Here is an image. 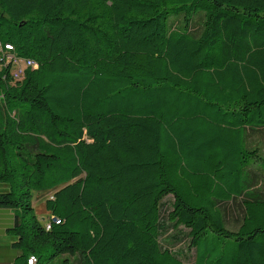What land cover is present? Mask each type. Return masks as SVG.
<instances>
[{"label":"trees","instance_id":"16d2710c","mask_svg":"<svg viewBox=\"0 0 264 264\" xmlns=\"http://www.w3.org/2000/svg\"><path fill=\"white\" fill-rule=\"evenodd\" d=\"M0 94L13 264H264V0H0Z\"/></svg>","mask_w":264,"mask_h":264},{"label":"rangeland","instance_id":"374dc122","mask_svg":"<svg viewBox=\"0 0 264 264\" xmlns=\"http://www.w3.org/2000/svg\"><path fill=\"white\" fill-rule=\"evenodd\" d=\"M259 141L262 144V146L264 147V135L259 136ZM262 176L260 177V179L262 180L260 182L261 185L264 184V174H262V172L260 173ZM50 195L49 191H35L33 194V198H32V206L34 208V213L40 218L41 221H45L46 218L48 219L49 217V213L46 209L45 206V200L46 197ZM169 209V205L166 204L163 207V211H162V217H166V213ZM241 209V210H240ZM242 214V207L241 206H236L234 207V209L230 210V212H228V217L230 219V223H232V218L234 219H238ZM2 238V237H0ZM166 240V242L172 243V246L174 251H176V253L180 256V259L186 263V264H192L194 261V252L192 248L188 247V240L186 238H182L181 236L176 234V231H174L173 229H168L164 235H163V244L166 245L167 243L164 241Z\"/></svg>","mask_w":264,"mask_h":264},{"label":"crops","instance_id":"0c3cea01","mask_svg":"<svg viewBox=\"0 0 264 264\" xmlns=\"http://www.w3.org/2000/svg\"><path fill=\"white\" fill-rule=\"evenodd\" d=\"M0 94V101L1 99ZM2 118L0 112V120ZM5 186L0 184V190H3ZM14 215L10 209L0 208V264H13L15 256L19 251H14L10 248L11 238L6 233L7 229L13 225Z\"/></svg>","mask_w":264,"mask_h":264},{"label":"built area","instance_id":"2783aa9c","mask_svg":"<svg viewBox=\"0 0 264 264\" xmlns=\"http://www.w3.org/2000/svg\"><path fill=\"white\" fill-rule=\"evenodd\" d=\"M24 64H26V65H33L34 63H33L32 60L28 59V60H25ZM18 71H19V70H18ZM18 71H17V72H18ZM19 72H20V71H19ZM15 75L17 76V73H16ZM36 261H37V258H36L35 255H30V256L28 257V259H27V263H28V264H34V263H36Z\"/></svg>","mask_w":264,"mask_h":264},{"label":"water","instance_id":"95a60500","mask_svg":"<svg viewBox=\"0 0 264 264\" xmlns=\"http://www.w3.org/2000/svg\"><path fill=\"white\" fill-rule=\"evenodd\" d=\"M17 225V216H14V223H13V226H16Z\"/></svg>","mask_w":264,"mask_h":264}]
</instances>
